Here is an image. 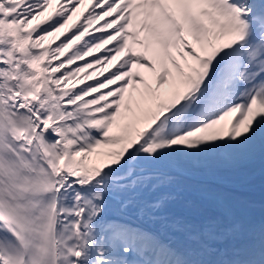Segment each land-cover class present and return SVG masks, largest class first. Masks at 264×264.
Returning <instances> with one entry per match:
<instances>
[{
    "label": "snow or ice",
    "instance_id": "obj_1",
    "mask_svg": "<svg viewBox=\"0 0 264 264\" xmlns=\"http://www.w3.org/2000/svg\"><path fill=\"white\" fill-rule=\"evenodd\" d=\"M0 264H264V0H0Z\"/></svg>",
    "mask_w": 264,
    "mask_h": 264
}]
</instances>
